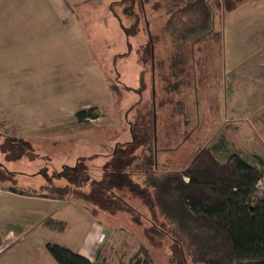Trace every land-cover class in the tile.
Segmentation results:
<instances>
[{"label":"rangeland","instance_id":"374dc122","mask_svg":"<svg viewBox=\"0 0 264 264\" xmlns=\"http://www.w3.org/2000/svg\"><path fill=\"white\" fill-rule=\"evenodd\" d=\"M68 1L75 13L61 29L48 0H0L1 84L8 82L19 88V79L12 78L21 75L26 79V86L20 87L7 109L11 112L6 114L16 116L19 122L58 117L52 129L39 125L31 133L47 141L48 137L61 139L57 144L49 140L46 148L41 145L37 158H13L2 155L1 145L7 137L0 125V163L8 166L15 161L20 166L17 171L32 173L42 166L56 184L63 185L66 179L58 173L66 170L72 174L63 165L76 163L75 159L73 164H62L73 159L74 155L67 153L70 148L91 159L87 161L89 179L73 186L76 192L88 195L93 179L103 177L108 163L122 167L126 180L114 178L118 177V187L125 185L111 189L116 198L112 206L72 197L54 202L46 210L20 206L11 211L19 217L66 219L64 231L44 228L45 236L74 249L99 223L109 234H101V256L107 259L103 264H127L140 243L151 249L157 264H202L186 256L173 239L174 226L160 213L146 187L187 166L204 147L212 148L221 159L234 151L242 152L264 174L257 154H264V108L256 112V97L234 95L240 82L248 92L257 91L251 70L257 67V55L264 51V0H209L214 10L212 28L178 43L172 41L164 24L173 8L191 0ZM23 7L48 11L47 18L50 21L52 14L56 27L48 32L40 29L39 39L29 40L22 30H15L10 17ZM42 14L38 15L40 23ZM47 41L51 43L41 45ZM10 98L0 95L4 104ZM245 102L250 105L245 107ZM47 105V112L15 110ZM91 106H98L101 116L80 125L76 111ZM6 130L11 132L12 128ZM5 146L17 150L7 142ZM151 159L155 161L153 170ZM12 175L2 172L0 184L38 187L34 179ZM258 192H264V178ZM43 254L49 257L47 264L57 263L47 247Z\"/></svg>","mask_w":264,"mask_h":264},{"label":"trees","instance_id":"16d2710c","mask_svg":"<svg viewBox=\"0 0 264 264\" xmlns=\"http://www.w3.org/2000/svg\"><path fill=\"white\" fill-rule=\"evenodd\" d=\"M213 20L214 10L209 0H191L170 11L164 29L172 41L178 43L208 32ZM75 114L80 125L101 116L98 106L79 109ZM6 142L17 150L7 148ZM47 142L49 140L42 137H7L1 149L9 152V157L26 155L33 159L39 157L36 150L41 145L46 148ZM59 142L60 139H54L51 143ZM89 160L88 156H78L74 165H63L64 170L69 168L72 172L68 174L65 170L64 173H58L66 179L63 185L56 184L41 166L40 172L45 182L37 189L34 186L21 188L16 182L10 183L8 188L22 194L84 197L100 201L105 207L116 204V198L110 191L125 185L122 183L118 187L116 178L126 180L122 167L116 163H108L103 167V177L100 180L93 179L88 195L76 192L74 187L81 182L80 185L86 184L89 179L86 175L90 167L87 163ZM258 161L264 166L262 156H258ZM149 166L154 169L153 159ZM2 172L12 177L14 174L0 163V180L3 179ZM263 178L259 165L246 160L239 151H234L225 161H221L212 148L204 147L187 166L167 173L154 181V186L146 187V191L152 194L153 203L159 205L166 221L174 226L171 232L173 239L193 261L202 264H264V192H258ZM152 187L154 192L150 189ZM45 224L61 231L66 228L67 221L48 217ZM46 247L58 264H98V261L58 243L48 242ZM127 264L157 263L153 260L151 249L145 243H140L138 251Z\"/></svg>","mask_w":264,"mask_h":264},{"label":"crops","instance_id":"0c3cea01","mask_svg":"<svg viewBox=\"0 0 264 264\" xmlns=\"http://www.w3.org/2000/svg\"><path fill=\"white\" fill-rule=\"evenodd\" d=\"M23 2V0H21ZM51 7L53 8L52 14L57 16V19L54 17L55 21L58 22L59 27L61 29H64L65 26H67L70 17L75 13V10L72 8L68 0H48ZM25 3V2H24ZM50 11V12H51ZM42 14L43 21L38 22V15ZM48 11L45 10H38V9H26L23 7V9H17L15 11V14H10V17L13 18L14 24H15V30H22L21 32L23 35H26L29 40L37 37V40L40 37V29L42 31H49L53 29V27H56L54 22L52 21L53 15L50 14V21L47 18L48 16ZM10 18V19H11ZM38 22V23H37ZM20 26V28L18 27ZM26 33V34H24ZM48 37V34L46 35V38ZM34 41V40H33ZM33 41H30L27 46L28 48L31 47V43ZM51 42H46L42 43L41 45H49ZM30 46V47H29ZM31 54V53H30ZM0 55L2 56V53L0 52ZM257 67H252L251 72L254 74V79L255 83L257 86V91L255 93L248 92L245 90V86L243 82H240L238 89H234L236 94L234 95H240L244 94L246 98L248 96H253L256 97L253 103H255L254 109H256V112H259L264 108V51H261L257 55V59H255ZM16 69V67H15ZM12 70V68H10ZM2 70L0 69V72ZM23 71V70H21ZM8 78H12V74L8 76ZM6 78V79H8ZM2 79L0 77V95H9L11 96L10 98V104L6 103L4 104V100L0 99V120L1 121L0 125L3 126L1 131L5 133V137H42L45 138L44 136H38V135H33L31 132L32 130L36 129L39 127V125L44 126L48 125V127L53 128V125L56 123L58 117H53L49 120H43L41 118L39 119H34L32 121H26L25 122H19L18 118L15 117H10V115L6 114L8 112L7 109L10 110V106L13 105L12 99L17 96L18 91H20V87L26 86L23 84V81L26 80L23 78V76H14L12 80H17L18 85H21L19 88L16 86H13L12 83L6 82L4 85L2 83ZM10 79L9 81L12 82ZM5 86H9L8 90L5 88ZM244 104L245 107L249 106L250 103L245 102ZM242 104V103H241ZM240 104V108H241ZM50 107L53 108L54 104L51 102ZM12 110H14L12 108ZM16 111H49V105L47 106H40L35 107L34 109L32 108H21V109H15ZM8 111V112H7ZM64 112V111H63ZM4 120H7L5 123ZM60 120V118H59ZM23 123V124H22ZM7 127L12 128L11 132L5 131V128ZM263 127V126H262ZM51 129H48L46 131H50ZM262 132V131H260ZM48 140H54V137H48ZM52 138V139H51ZM56 138V137H55ZM58 139V138H56ZM61 140V139H60ZM71 141V139H67ZM77 145V144H75ZM69 151V150H68ZM214 151V150H213ZM73 153V151H69L68 155H74L72 160H64L62 164L67 163V164H73L74 160L78 156H84V155H78ZM215 153V152H214ZM76 154V155H75ZM258 156L259 155H264L261 152H257ZM2 155H10L9 152H2ZM217 156V154L215 153ZM242 155V152H241ZM89 156V155H85ZM218 157V156H217ZM221 161H225L226 159H221L218 157ZM6 167L13 171L14 174H20L23 178H31L35 180V185L38 187L42 185L44 181L43 174L40 172H19L17 171L20 166L14 161L8 163V166ZM16 170V171H15ZM32 187L34 186L33 184H30ZM0 264H47L48 263V256L42 253L44 252V248H46V244L48 242L56 243L53 242L52 240H49L45 235H47V231H44V228L47 229H55L47 226L45 224V221L48 217H54L52 215H47V216H42V217H37L33 219L32 216L26 215V216H17L13 214L11 209L15 207H20V206H26L30 207L31 209L33 208H43L44 210L48 209L50 205H52L54 202H60L64 199L72 200L71 197L67 198H60L56 196H43L40 194H22L18 192H14L8 188L7 185H2L0 184ZM36 187V189L38 188ZM70 202V201H68ZM57 218V217H54ZM58 219H63L64 218H58ZM67 221V220H66ZM68 225V221H67ZM96 225V224H95ZM109 230V229H108ZM60 231V230H58ZM64 231V230H61ZM110 231V230H109ZM105 232V234L108 237V232L105 229H101V225L99 223L96 225L95 228H93V231H91V234L83 238L82 242H80L78 248L74 249L71 246H67L71 249H73L76 252H79L87 257H89L91 260H96L98 261V264L101 263L103 264L104 259L103 256H101V247L102 243H100V236L101 234ZM42 250V252L40 251ZM52 264H58L53 263L55 261H51ZM106 264V262L104 263Z\"/></svg>","mask_w":264,"mask_h":264},{"label":"built area","instance_id":"2783aa9c","mask_svg":"<svg viewBox=\"0 0 264 264\" xmlns=\"http://www.w3.org/2000/svg\"><path fill=\"white\" fill-rule=\"evenodd\" d=\"M100 239H103V236H100Z\"/></svg>","mask_w":264,"mask_h":264}]
</instances>
